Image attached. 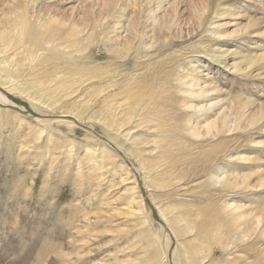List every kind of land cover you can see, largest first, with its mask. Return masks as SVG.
<instances>
[{
	"label": "rangeland",
	"instance_id": "1",
	"mask_svg": "<svg viewBox=\"0 0 264 264\" xmlns=\"http://www.w3.org/2000/svg\"><path fill=\"white\" fill-rule=\"evenodd\" d=\"M0 264H264V0H0Z\"/></svg>",
	"mask_w": 264,
	"mask_h": 264
}]
</instances>
